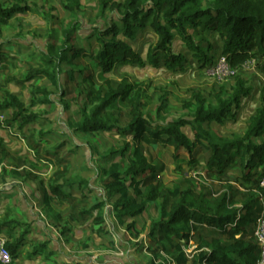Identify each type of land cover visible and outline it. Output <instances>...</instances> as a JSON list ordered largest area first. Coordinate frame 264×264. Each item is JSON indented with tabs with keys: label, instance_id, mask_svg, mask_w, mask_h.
Masks as SVG:
<instances>
[{
	"label": "trees",
	"instance_id": "trees-1",
	"mask_svg": "<svg viewBox=\"0 0 264 264\" xmlns=\"http://www.w3.org/2000/svg\"><path fill=\"white\" fill-rule=\"evenodd\" d=\"M93 1L99 8V17L106 9L119 12L121 28L112 25L102 31L95 29L90 39L94 40L96 50L88 53L84 48L72 44L78 37L80 0H65L63 8L70 13L72 20L62 30L59 46H48L46 52L42 53L46 68L34 70L24 79L27 83L37 78L47 79L54 89L60 91L58 97L62 103H67L65 97L71 87L78 89L75 99L81 120L72 125L75 132L86 135L114 132L119 137L130 138L129 143L118 151H109L105 158L108 164L103 172V200L93 204L89 210L82 211L79 217L70 216L67 222L85 223L92 217V211H96L92 225L100 227L96 231L100 234L104 224L103 209L112 203L117 222L125 225L128 220H132L126 225L127 230L132 231L134 218L142 215L148 205L154 203L157 218L151 224V235L157 248L152 250L153 256L159 257L162 252L171 257L175 264H257L259 248L253 232L260 212L259 181L264 175V142L257 144L254 139L264 136V106L249 118L241 137L225 139L202 129L204 124L223 125L234 119V110L240 108L251 92L245 81L236 78L229 91L221 87L214 95V104L201 94L193 93L191 102L185 104L186 107L195 105L192 121L180 119L158 124L157 127L144 114L147 106V85L144 82L131 83L125 76L119 82L106 78L98 85L93 75L80 67L79 61L88 59L105 75L119 66L142 68V59L126 41L133 42L137 30L149 28L158 38L154 48L146 55V62L151 68L157 69L162 62L168 71L183 69L184 56L175 55L171 50L175 37L199 64L211 65L212 60L188 33L189 30H196L213 32L218 36L221 55L226 58L231 69L238 70L250 60L260 57L264 73V0H213L206 4L205 0ZM30 10L25 0H15L9 8L0 3V41L1 26L14 16L24 15ZM119 33L123 41L117 38ZM208 51H211L210 46ZM63 67L68 68L66 73H63ZM52 96L50 92L36 88L30 106L50 105ZM160 102L158 112L165 105L166 95L160 97ZM117 103L126 107L127 111L120 108L112 110L111 107ZM3 111H11L7 124H16L19 130L42 119V114L30 112L10 93H5L4 99L0 101V112ZM185 125L191 127L193 140L180 131ZM143 144L170 146L174 147L175 152L184 149L190 155L199 147L210 153L203 164L208 176H221L238 159L246 192L244 201L237 208L239 203L235 200L236 192L231 186L213 200H206L202 194L196 195L188 188L162 190L158 180L161 170L145 158ZM0 155H7L1 140ZM189 163L195 164L196 160L193 158ZM255 164H258L257 168ZM262 167V172L257 174ZM87 185L88 182L81 179H68L61 184L54 182L50 187V195L66 198L62 194L65 187L74 189ZM20 225L6 216L2 217L0 233L5 229L13 231ZM24 227L18 239L5 243L11 261L18 258L19 250L26 241L29 228ZM205 230L212 235L209 240L202 236ZM189 243L195 245L190 262L184 253ZM45 247L46 244L40 245L34 254H41Z\"/></svg>",
	"mask_w": 264,
	"mask_h": 264
},
{
	"label": "rangeland",
	"instance_id": "rangeland-1",
	"mask_svg": "<svg viewBox=\"0 0 264 264\" xmlns=\"http://www.w3.org/2000/svg\"><path fill=\"white\" fill-rule=\"evenodd\" d=\"M209 1L213 0H205L204 3L206 4ZM64 2L65 0H25V3L31 7V10L24 15L14 16L6 25L1 26L2 39L0 44L5 47L2 49V55L4 56L0 57V101L4 99L5 93H10L17 97L30 112L50 115L48 120L40 122L33 132L29 131L27 138L30 140L29 143L31 145L37 144L34 150L45 158V162L49 158L53 159L52 164L56 162V159L60 162L58 170L54 171L53 169L50 171L51 178L59 179V177L70 175L71 179L74 177H76L75 179H83L82 176H85L87 172L95 174L93 170L91 172L86 171L84 158L81 159V162L83 160L84 163V171L71 167L69 158L71 159L72 155L76 153L77 149L74 147V144L79 141L85 144L83 148L86 147L85 154H82V157H89V163L93 166L97 164L98 177H101V173L104 171L102 169L108 164L105 158L108 156L109 151H118L124 144L130 142V138L119 137L114 132H101L92 135L77 134L78 132L73 130L72 125L76 121L81 120L78 112L79 107L75 99L78 89L71 87L67 93L68 95L65 97L67 103H62L60 97H58L60 91L54 89L47 79L37 78L28 83L24 81L25 77L34 70L46 68V62L42 57V53L46 52L48 46H59L62 39L61 32L68 27L70 20H72L70 13L63 8ZM0 3L9 8L15 3V0H0ZM98 14L99 8L93 0H80L78 37L74 39L72 44L79 48H84L88 53L95 52L96 50L94 40L90 39L95 29L102 31L112 25L121 28L119 12L106 9L102 16L99 17ZM188 33L193 37L194 42L203 48L206 56L212 60L211 65L206 64L205 66L199 64L192 58L178 37H175L171 50L175 55L182 54L184 56L183 69L171 72L161 62L157 68V70H160L158 73L141 72V70H144V67L151 68L146 62V55L149 50L154 48L158 39L149 28L137 30L133 42L126 41L142 59L144 67L123 66L128 68V70L124 71L123 67L119 66L108 75H105L88 59H81L79 65L93 75L98 85H101L106 78L119 82L125 76L131 83L144 82L147 85L145 88L147 106L144 114L150 117L157 127L158 124L163 125L176 122L180 119L192 121L195 105L186 107L185 104L191 102L190 98L193 93L201 94L209 103L214 104V95L219 92L221 87L229 91L234 86L236 78H242L246 83V87L251 89V92L242 102L240 108L234 110V119L225 122L223 125L214 123L209 125L204 124L202 125V129L214 136L225 139L243 136L249 118L254 116L259 108L264 106L262 59L258 57L255 60H250L238 70L231 69L228 66L218 71L217 63L220 56H222L218 36L209 31L197 32L196 30H189ZM117 38L122 41L124 40L120 33ZM208 46H210L211 51H208ZM130 69H136L140 74L130 72ZM62 71L66 73L68 68L63 67ZM176 76L179 78H176ZM36 88L50 92L53 95L51 97L52 104L30 106L33 91ZM163 95H166V102L163 109L158 112L159 108H161L160 97ZM117 108L127 111V108L120 103L111 107L114 111ZM0 116L3 118L7 117L4 113ZM14 125H8V127L12 128V132L14 129L18 131L17 125ZM180 131L193 140V133L189 125L183 126ZM254 142L257 144L264 142V136L254 139ZM130 145L132 146V143ZM40 147L42 148L40 149ZM142 148L147 160L161 170L158 180L161 182L162 190H174L176 188L185 190L188 188L196 195L202 194L206 200H213L224 193L228 189V186H231L236 192L235 200L239 203L237 208L244 201V194L246 192L245 187L242 185L243 181H241L238 159H235L233 164L227 167L221 176H208L205 173L203 164L210 153L202 151L199 147H196L193 155L188 154L184 149H179L175 152L174 147L170 146L162 147L159 145L143 144ZM193 158L196 160V163H189ZM10 161L12 160L7 158L5 162L11 163ZM91 164L90 167H92ZM255 165L257 168L258 164ZM6 170L2 174L6 173ZM260 171L258 169L257 174ZM82 192L86 194L88 187L83 186ZM101 200L103 198L99 199V201ZM83 201L80 198L75 201L74 199L69 200V204L65 202L74 211L71 216L76 215L77 210L75 208ZM109 204L112 205V203ZM10 213L12 214V212ZM156 218V204L152 203L148 205L142 215L134 218L135 224L132 231H128L126 228V225L130 224L132 220H128L125 225L119 224L125 232L123 234L125 235V242H127L125 249L119 247V251H122L126 256L134 254L139 256L141 264H143L144 259V264H175L171 257L162 252L159 253V257H155L151 253L152 250L157 248L151 235V224ZM93 227L92 231L95 232L98 226L93 225ZM8 232L9 230L5 229L0 233V236L4 235L6 241L10 239L11 242H14L16 237L20 235V232L16 230L11 234V238L10 236H6ZM107 235V237L103 238L104 244L107 247L113 248L115 245L114 239L109 233ZM202 236L207 240L212 237L208 230L202 231ZM194 247L193 243H189V246L184 250L189 262L191 261ZM34 248L39 250L38 245L34 246ZM75 250L72 251L74 252ZM67 254L70 253L68 252ZM30 256H33L32 246L23 245L19 250L18 258L15 261H11L10 258L8 264H25V262L27 264H41L43 262V259L36 261L35 259H31ZM131 264L136 263L132 262Z\"/></svg>",
	"mask_w": 264,
	"mask_h": 264
},
{
	"label": "crops",
	"instance_id": "crops-1",
	"mask_svg": "<svg viewBox=\"0 0 264 264\" xmlns=\"http://www.w3.org/2000/svg\"><path fill=\"white\" fill-rule=\"evenodd\" d=\"M4 47L1 45L0 57L4 56L2 55ZM2 113L6 114L7 117L0 116V140L7 155L4 157L0 155V160H2L0 163V218L6 216L8 220L21 224L19 227H15L13 231L8 232L6 236L12 238L11 234L16 230L21 235L25 229L24 226H27L29 233L23 245L32 246L33 256H30V258L36 261L43 259L41 264H50V262H52L51 264H131L132 262L141 264L139 256L135 254L126 256L122 251H119V247L125 249L127 242H125V232L114 217L112 205L107 204L103 209L104 224L101 226L103 231L98 235L96 231L100 228L99 226L95 232L92 231L95 227L92 225V220L96 211H92V217L85 223L67 222L74 213L68 205L69 200L74 199L75 201L80 198L84 200L75 208L77 213L74 217H79L82 211L89 210L94 202H99L100 198H104L101 182L104 179V171H102L101 177H98L97 164L93 166L89 163V157H82V154L84 155L86 151V147L83 148L85 144L81 141H75L74 147L77 151L71 159L69 158V161L73 169L84 171L83 164L85 163L86 171L91 172L93 170L95 172V174L87 172L85 176H82L83 179L79 178L88 182V192L84 194L82 187L74 189L65 187L62 189V194L67 197L59 199L50 195V187L54 182L61 184L63 181L71 179L70 175L59 177V179L51 178L50 171L53 169L54 171L58 170L60 162L56 159V162L52 164L53 159L50 158L45 162V158L34 150L37 144L31 145L30 140L27 138L29 131L33 132L34 128H37L40 122L47 121L50 115L44 114L36 124L22 130L18 129V131L14 129L13 133L12 128L8 127L7 124L11 111L0 112V115ZM7 158L12 160L11 163L5 162ZM82 158H84V163L83 160L81 162ZM90 164L92 167H90ZM5 169H7L6 173L2 174ZM102 170H105V168ZM75 178L72 180H78ZM107 233L114 239L115 245L113 248L104 244L103 238L108 236ZM7 241H10V239H7ZM42 244H46L42 253L34 254V251H37L34 246ZM71 249L76 250L73 252ZM68 252L70 254H67ZM45 259H47V262Z\"/></svg>",
	"mask_w": 264,
	"mask_h": 264
},
{
	"label": "built area",
	"instance_id": "built-area-1",
	"mask_svg": "<svg viewBox=\"0 0 264 264\" xmlns=\"http://www.w3.org/2000/svg\"><path fill=\"white\" fill-rule=\"evenodd\" d=\"M229 66L226 58L224 56H220V59L217 63V70H222ZM230 67V66H229ZM259 173L262 172L263 167ZM259 205L260 212L258 218L256 220L255 229L253 232L255 243L259 248V259L257 264H264V175L261 177L259 181ZM6 240L3 235L0 236V264H8L10 260V256L8 251L5 248Z\"/></svg>",
	"mask_w": 264,
	"mask_h": 264
},
{
	"label": "water",
	"instance_id": "water-1",
	"mask_svg": "<svg viewBox=\"0 0 264 264\" xmlns=\"http://www.w3.org/2000/svg\"><path fill=\"white\" fill-rule=\"evenodd\" d=\"M124 71L125 70H128V68H126V67H123L122 68ZM130 72H134V73H136V74H140L136 69H130L129 70ZM142 71H149V72H151V73H153V74H156V73H158L160 70H157L156 68H147V67H144V70H141V72ZM176 78H179L178 76H176ZM145 158L147 159V157L145 156Z\"/></svg>",
	"mask_w": 264,
	"mask_h": 264
}]
</instances>
